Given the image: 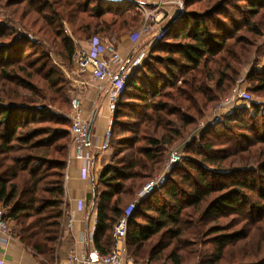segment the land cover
<instances>
[{"label":"trees","instance_id":"obj_1","mask_svg":"<svg viewBox=\"0 0 264 264\" xmlns=\"http://www.w3.org/2000/svg\"><path fill=\"white\" fill-rule=\"evenodd\" d=\"M263 9L264 0H184L182 16L129 78L113 113V153L91 198L101 254L111 253L115 223L171 150L232 92L257 43L252 37L263 35L255 22ZM31 14L34 25L44 22L41 34L27 25ZM141 19L108 0H0V209L41 264H58L66 214L72 89L64 68L73 69L79 44L137 34ZM249 81L256 84L248 93L263 92L264 69ZM184 152L167 183L132 213L130 257L136 264H264V104L234 108Z\"/></svg>","mask_w":264,"mask_h":264},{"label":"built area","instance_id":"obj_2","mask_svg":"<svg viewBox=\"0 0 264 264\" xmlns=\"http://www.w3.org/2000/svg\"><path fill=\"white\" fill-rule=\"evenodd\" d=\"M184 0H176L183 2ZM137 7L142 10L144 18L156 19L154 12H149L144 8L143 3H137ZM151 28L144 25L141 33H147ZM164 36L161 31L155 35L156 40H160ZM148 58V52H140L134 60L126 61L122 57L118 47L114 44H105L103 40L92 39L87 43V47L80 49L74 56L76 69L74 75L77 80L87 78L88 80L99 81L104 84L106 89V100L112 113L120 100L128 80L129 74L133 69L144 66ZM84 83V82H83ZM237 94V91H235ZM237 100V97H227L222 100L216 110L213 112L211 125L222 122L226 110ZM239 100H251V96L246 92L239 95ZM71 122L72 145L75 149L76 158L82 160L84 165L79 170V177L84 180L90 179L91 168L101 160L102 154L110 149V141L112 137V124L108 128L103 143L96 147L95 152L98 155L90 153L91 145L88 141L90 121L83 114L82 102L79 98L72 99L71 110L68 114ZM191 141V139H190ZM104 158V157H103ZM185 158V152L181 147H175L171 150L166 158L162 171L150 180L138 193L135 200L124 211L121 218L117 220L113 229V249L109 254H101L96 248L88 252L80 254L73 253L69 256L68 264H136L130 257L127 247L129 220L132 213L138 207L139 203L152 194L156 189L167 183L169 175L174 168L179 165ZM103 160V159H102ZM102 162V161H101ZM100 162V163H101ZM66 180L77 177L76 169L71 164V158L68 160L66 169ZM94 204L93 201H90ZM5 211L0 209V233L11 236L12 230L8 221L4 219ZM71 221L70 225H72ZM4 239H0V264H14L10 255L9 246ZM160 264H170L163 262Z\"/></svg>","mask_w":264,"mask_h":264},{"label":"crops","instance_id":"obj_3","mask_svg":"<svg viewBox=\"0 0 264 264\" xmlns=\"http://www.w3.org/2000/svg\"><path fill=\"white\" fill-rule=\"evenodd\" d=\"M108 1L122 5L126 4L131 8H135L142 15L137 34H125L121 37L103 40L105 44L116 45L126 61L134 60L140 52H149L158 43L155 35L177 21L182 16L184 8V1L176 2V0ZM137 3H143L144 8L149 12H154L157 18L145 19L142 10L137 7ZM148 24L151 30L142 34L141 31L144 25ZM84 47H87V43ZM135 70L137 69H133L130 72V77ZM70 80L72 83V99L79 98L81 100L84 117L89 119L90 125H92L89 135L90 153L96 157L98 151L95 152V149L103 143L105 134L113 121V113L106 100V86L102 82H95L87 78L83 79V81L77 80L74 70L73 73H70ZM83 82L86 84H83ZM232 110L226 111L225 114L232 112ZM208 122L203 124L199 130L204 131L208 126ZM198 131L194 133V138L197 137ZM111 151V149L105 151L100 161L97 162L95 160V164L91 168L90 179L84 180L79 177V170L83 167L84 163L82 160L76 158L74 148L70 147L69 149V158H71V164L76 169L78 176L66 180L65 183L66 214L63 219L60 247L58 250V264H68L69 256L73 253L80 254L95 248L94 236L98 224L97 208L90 201L92 200L91 198L100 172L110 160ZM71 221H73L72 225H70ZM1 238L7 241L6 243L9 246L14 264H41L18 239L0 233Z\"/></svg>","mask_w":264,"mask_h":264},{"label":"rangeland","instance_id":"obj_4","mask_svg":"<svg viewBox=\"0 0 264 264\" xmlns=\"http://www.w3.org/2000/svg\"><path fill=\"white\" fill-rule=\"evenodd\" d=\"M35 15L34 14H31V15H28V17L26 18V22H28V26H32L34 28L35 31L39 32L41 34L42 30H39V27L42 29L43 28V25L42 23H44L43 21H41L39 24L37 25H34V20H35ZM241 22V21H240ZM255 22L258 24V26L261 28L262 32H263V35L260 36V37H252L251 36V33H244V30L240 33L243 35L246 34L248 37H252V38H258L257 39V43L256 45H254L251 49V52H250V55H248V59L246 60V64L244 66H242L241 68V76L239 77L238 81H237V84L234 86V88L231 90L232 92L226 96L224 99H226L227 97H232V96H235L237 97V100L235 103H233L226 111L228 110H231L233 109L232 111H234V106L235 104H237L235 106L236 107H239V108H249L251 107V105L253 103H260V104H264V91L263 92H259V93H248L251 88L256 84V82L252 83V81L250 82L249 81V74L254 70H258V71H262L264 69V9L261 11L260 15L255 19ZM44 32H45V35H47L49 37V40H50V44L52 46L55 47V50L58 51L60 49V46H57L56 43L59 42V41H55L53 39V37L48 33V29L47 28H44ZM88 41V40H87ZM87 41H84L83 44H79L77 46V51L76 53L82 49L81 47L84 48V46L86 45ZM52 42V43H51ZM78 41H76L77 43ZM60 43V42H59ZM81 43V42H80ZM75 53V55H76ZM54 57H57L55 53H53ZM75 69H76V64H75V61H74V68L71 70V69H68L67 67L64 68V71L66 72V76L67 78L69 79L70 81V88L72 89V83H71V80H70V73H73V70L75 72ZM76 78V77H75ZM34 82L37 84L38 88H43L44 89V92H46L47 94H51L50 92V87H49V84H47L43 78H41L39 75H36L35 79H34ZM83 84H86V83H83ZM235 91H237V94H235ZM243 92H246L247 94H249L251 96V100L250 101H245V100H239V95ZM25 93H28L27 90H24L23 91V94ZM29 95V93H28ZM222 101V100H221ZM220 101V102H221ZM218 102L217 104L214 105V108L212 110H210V112H208V114L206 115L207 117L204 119H202L197 127H194L193 129V132H191L190 134L186 135V137L181 141L179 142L175 147H181L183 150H184V145L185 144H188L190 143L193 138H194V132L198 131L200 129V127L203 125V124H206L208 121L211 122L212 121V116H213V112L214 110H216L218 104L220 103ZM213 106V105H212ZM68 113V112H66ZM211 118V119H210ZM210 119V120H209ZM123 120V119H122ZM208 122V126H213L211 124H209ZM206 127V128H207ZM203 132V130H199L198 133H197V137L200 136V134ZM191 139V141H190ZM174 147V148H175ZM111 153H113V151H111ZM158 175V174H157ZM156 175V176H157ZM66 181V180H65ZM146 182V181H145ZM144 182V183H145ZM148 182H146L147 184ZM145 184V185H146ZM144 185V186H145ZM143 186V187H144ZM135 200V199H134ZM133 200V201H134ZM232 219H228L226 221H222L223 224H227L229 221H231ZM238 228V227H236ZM112 237H113V234H112ZM163 262H168V261H163ZM162 262V263H163ZM170 262V261H169ZM170 264H172L170 262Z\"/></svg>","mask_w":264,"mask_h":264},{"label":"water","instance_id":"obj_5","mask_svg":"<svg viewBox=\"0 0 264 264\" xmlns=\"http://www.w3.org/2000/svg\"><path fill=\"white\" fill-rule=\"evenodd\" d=\"M91 128H92V125H90V128H89V135H90ZM88 141H89V136H88Z\"/></svg>","mask_w":264,"mask_h":264}]
</instances>
